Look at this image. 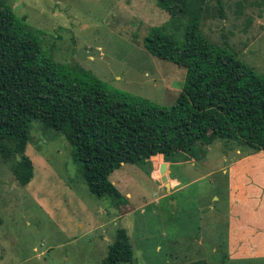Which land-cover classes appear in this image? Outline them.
I'll list each match as a JSON object with an SVG mask.
<instances>
[{"label":"rangeland","instance_id":"obj_1","mask_svg":"<svg viewBox=\"0 0 264 264\" xmlns=\"http://www.w3.org/2000/svg\"><path fill=\"white\" fill-rule=\"evenodd\" d=\"M159 1L0 0L38 36L46 56L80 64L130 96L172 106L187 71L153 55L146 36L168 25L183 43L188 20L171 23ZM204 2L201 32L264 77V0ZM30 129L29 184L14 174L18 157L0 154V264H103L119 228L128 230L134 250L133 262L121 264H264V151L217 139L172 159L125 164L111 175L125 195L118 200L90 191L62 131L38 120ZM163 171L180 181H169L171 192ZM240 238L251 248L233 256Z\"/></svg>","mask_w":264,"mask_h":264},{"label":"trees","instance_id":"obj_2","mask_svg":"<svg viewBox=\"0 0 264 264\" xmlns=\"http://www.w3.org/2000/svg\"><path fill=\"white\" fill-rule=\"evenodd\" d=\"M204 3L159 1L171 23L181 16L188 20L183 43L167 32L168 25L153 26L146 36L153 55L187 71L176 103L162 106L110 88L80 64L68 66L46 56L38 36L0 2V154L18 157L13 171L19 184L34 178L35 165L26 151L35 120L62 131L75 146L74 158L93 194L118 200L125 195L111 175L125 164L161 154L172 159L217 139L264 151V77L205 37L200 26ZM133 260L128 230L119 228L103 264Z\"/></svg>","mask_w":264,"mask_h":264},{"label":"crops","instance_id":"obj_3","mask_svg":"<svg viewBox=\"0 0 264 264\" xmlns=\"http://www.w3.org/2000/svg\"><path fill=\"white\" fill-rule=\"evenodd\" d=\"M167 176H168V179H169L170 182L175 180L177 182V184H179L180 181L178 179L171 178L169 173H167ZM167 188H169V192L172 191V188L170 186H167ZM250 235H252V234H250ZM245 240L246 239H243V238L235 240V242L232 244V247H231V250H230V253L233 256H240V255L244 254L247 251V249L251 248V247L247 246V244L245 243ZM252 247H257V246L256 245H252ZM262 247H264V243H262Z\"/></svg>","mask_w":264,"mask_h":264},{"label":"water","instance_id":"obj_4","mask_svg":"<svg viewBox=\"0 0 264 264\" xmlns=\"http://www.w3.org/2000/svg\"><path fill=\"white\" fill-rule=\"evenodd\" d=\"M163 175H162V181L163 183H165L167 186H169V179H168V176H167V173H165V171H163Z\"/></svg>","mask_w":264,"mask_h":264}]
</instances>
